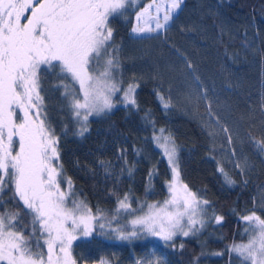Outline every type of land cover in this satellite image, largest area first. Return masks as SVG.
Masks as SVG:
<instances>
[{
    "label": "trees",
    "instance_id": "trees-1",
    "mask_svg": "<svg viewBox=\"0 0 264 264\" xmlns=\"http://www.w3.org/2000/svg\"><path fill=\"white\" fill-rule=\"evenodd\" d=\"M151 1L128 0L109 19L119 64L116 79L123 89L133 81L138 85L136 107L120 103L123 93L118 92L116 106L89 118L88 131L78 136L65 96L73 82L62 79L59 68L42 66L43 107L60 137L64 176L72 180L69 205L82 201L93 214L100 213L97 225L111 220L113 228L127 231L133 215L147 211L141 205L168 199L171 171L153 142L154 124L157 133L163 128L175 141L179 180L209 202L203 207L204 226L194 236L167 243L143 232L122 240L97 226L73 243L72 255L77 264H138L151 255L160 264H244L230 251L252 235L242 217L254 211L264 218V0H184L162 35L134 38V18ZM158 93L170 100L169 108ZM197 96L207 99L197 102ZM121 155L124 159H118ZM100 161L111 166V174ZM226 177L235 183L229 185ZM113 193L128 194L136 212L117 213ZM11 197L9 186L2 210L19 208V222L29 223L27 210ZM216 215L223 216L219 224Z\"/></svg>",
    "mask_w": 264,
    "mask_h": 264
},
{
    "label": "snow or ice",
    "instance_id": "snow-or-ice-1",
    "mask_svg": "<svg viewBox=\"0 0 264 264\" xmlns=\"http://www.w3.org/2000/svg\"><path fill=\"white\" fill-rule=\"evenodd\" d=\"M181 3L182 0H171L161 22L159 6L153 0V4L136 14V21L139 25L155 5L156 15L149 14L155 27L137 26L132 32L139 35L164 28ZM127 4L128 0H0V264H77L72 255L73 242L89 236L97 226L108 227L122 240L143 232L166 243L177 235L188 236L196 225L204 226L202 205L209 202L179 180L175 141L163 128L157 133L154 124L153 142L162 149L171 171L166 181L168 199L162 204L141 205L147 211L133 215L131 230L127 231L113 228L111 220L97 225L94 222L102 220L100 213L93 214L82 201L72 200L69 205L72 180L64 176L60 137L47 120L39 73L42 66L59 68L62 79L70 78L79 85L75 95L69 97L65 92L79 125L75 133L78 136L88 131L90 116L110 112L116 106V93H123L120 103L136 107L138 85L133 81L123 89L116 79L119 64L113 29L109 26L110 17ZM187 66L192 67L190 63ZM157 95L165 109L171 106L170 100ZM201 99L207 97L197 96V102ZM208 116H213L210 105ZM99 163L111 174L110 165ZM226 182L235 183L230 177H226ZM9 186L14 203L27 210L24 214L30 216L29 223L19 222V208L2 210L3 193ZM113 195H117V213L136 212L128 194L122 198L117 193ZM214 219L219 224L223 216L216 215ZM242 219L252 235L246 244H234L230 251L242 258L244 264H264V218L253 211Z\"/></svg>",
    "mask_w": 264,
    "mask_h": 264
},
{
    "label": "rangeland",
    "instance_id": "rangeland-1",
    "mask_svg": "<svg viewBox=\"0 0 264 264\" xmlns=\"http://www.w3.org/2000/svg\"><path fill=\"white\" fill-rule=\"evenodd\" d=\"M183 1L182 0V3L180 5V8L179 9H176L175 11L172 12V19L168 22V24L165 25L164 28L162 29H159L158 31H153V32H144V33H141V34H136V33H133L131 32V35L134 37V38H141V37H147V36H151V35H162L164 33V31L168 28V26L170 25V23L172 22L173 18L178 14L179 10L181 9L182 7V4H183ZM149 4H153V0L151 2H149L148 4H146L141 10L138 11L139 12H142L145 8L148 7ZM171 4V0H155V5H158L159 6V13H160V19H161V22H163V14L165 12V9L168 5ZM152 8L149 10V13H145L144 14V17L142 18V20L139 22V25H138V22L136 21V16L134 18V24H133V27H137V26H140V27H155V21L149 19V14L151 15H156V7ZM96 71V70H95ZM79 88V85L78 84H74L73 83V86L71 88H69L68 90V93L72 96V95H75L76 92L75 90ZM123 95V94H122ZM121 95V97H122ZM125 105V104H124ZM95 116H98V115H95ZM95 116H90L89 118L91 117H95ZM161 153L163 154V151L161 148L157 147ZM205 205H202V207H204ZM202 215V218H203V214ZM201 227L199 225H196V230L193 232V233H190L188 236H183V235H177L176 237H181V238H186V237H191V236H194L198 231H200ZM84 237H88V236H81L80 238H84ZM79 239V238H78ZM158 240H160L158 237H157ZM76 241V240H75ZM74 241V242H75ZM73 242V243H74ZM236 245H239V244H236ZM151 251H154V248L151 249ZM234 253L235 255H237L235 252H232ZM238 256V255H237ZM157 256L156 255H152L148 258H145L144 259H141L139 262H143V264H155V262L157 261ZM244 262V261H243ZM98 264H110L108 262H101V263H98Z\"/></svg>",
    "mask_w": 264,
    "mask_h": 264
}]
</instances>
